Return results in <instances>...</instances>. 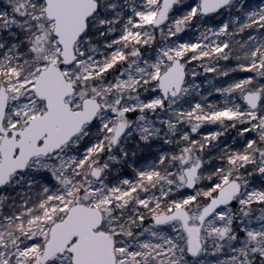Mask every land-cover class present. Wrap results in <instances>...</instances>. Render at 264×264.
I'll list each match as a JSON object with an SVG mask.
<instances>
[{
    "label": "snow or ice",
    "instance_id": "obj_1",
    "mask_svg": "<svg viewBox=\"0 0 264 264\" xmlns=\"http://www.w3.org/2000/svg\"><path fill=\"white\" fill-rule=\"evenodd\" d=\"M0 264H264V0H3Z\"/></svg>",
    "mask_w": 264,
    "mask_h": 264
},
{
    "label": "rangeland",
    "instance_id": "obj_2",
    "mask_svg": "<svg viewBox=\"0 0 264 264\" xmlns=\"http://www.w3.org/2000/svg\"><path fill=\"white\" fill-rule=\"evenodd\" d=\"M259 2H260V0H248V3H250V4H257ZM0 3H3V0H0ZM209 75H211V74H209ZM212 98L213 99L217 98V95L214 94V96ZM205 127H207V128H213L214 126L213 125H206ZM137 155H138V157H145V156L148 155V153L147 152H138ZM121 170L123 172L131 175V169L128 166H124Z\"/></svg>",
    "mask_w": 264,
    "mask_h": 264
}]
</instances>
